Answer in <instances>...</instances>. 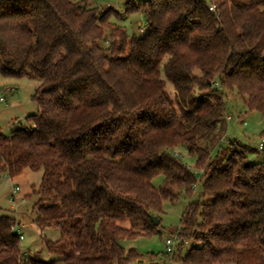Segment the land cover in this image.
I'll list each match as a JSON object with an SVG mask.
<instances>
[{"label":"trees","instance_id":"trees-1","mask_svg":"<svg viewBox=\"0 0 264 264\" xmlns=\"http://www.w3.org/2000/svg\"><path fill=\"white\" fill-rule=\"evenodd\" d=\"M118 1L148 33L130 37L117 10L87 1L0 0V75L39 81L25 127L0 134V180L42 170L35 223L61 230L45 241L56 259L23 257L15 219L0 217V264L143 259L120 240L158 233L164 202L197 184L176 149L196 158L204 201L187 205L168 259L264 264V141L257 163L247 149L212 157L225 91L264 115V0Z\"/></svg>","mask_w":264,"mask_h":264},{"label":"rangeland","instance_id":"rangeland-1","mask_svg":"<svg viewBox=\"0 0 264 264\" xmlns=\"http://www.w3.org/2000/svg\"><path fill=\"white\" fill-rule=\"evenodd\" d=\"M75 2L87 1L89 6L99 7L105 11L116 0H74ZM144 0H133L136 5L142 4ZM120 7L123 8L122 4ZM118 6V4H116ZM113 7L121 14V18L112 17V22L122 26L126 33L142 36L149 32V27L140 13L125 14L124 10ZM144 28V33L140 31ZM108 42L106 43V45ZM39 81L29 79H11L0 75V134L10 136L11 133L21 127H25L27 115L36 112V105L31 97ZM172 90V84H167ZM227 96V112L225 119L219 128L221 129V141L212 149L213 159L219 158L218 162L225 163L233 150L244 151L249 163L261 161L260 145L264 141V115L258 111H251L246 100L237 91H225ZM229 116V117H228ZM23 117V118H22ZM227 117L229 120H227ZM21 121V122H20ZM237 144L234 147V144ZM176 154L183 159L196 175L197 184L191 197L182 194L174 203L166 201L163 204L162 213L158 214L162 220V225L158 233L151 237H140L134 240L121 239L120 244L129 250L136 248L144 257L133 264H179L170 261L165 248L167 237L176 236L177 229L181 225V218L187 205L191 201L201 200L202 183L201 170L196 168V158L191 157L185 150L176 149ZM215 161V160H214ZM43 171L25 170L23 173L10 177L8 173L3 174L0 180V217L10 216L15 219V230L21 238V249L23 257H37L45 261L56 259V255L51 254L45 247V241H57L61 238L60 228L40 229L35 220L37 218V203L40 196L37 193L42 181ZM163 177H156L153 180L155 187L162 184ZM19 188V191L14 190ZM16 194L17 201L12 197ZM205 201H207L205 199ZM179 242V241H177ZM196 243L192 242L183 248L182 255L186 253ZM153 257V258H151Z\"/></svg>","mask_w":264,"mask_h":264},{"label":"built area","instance_id":"built-area-1","mask_svg":"<svg viewBox=\"0 0 264 264\" xmlns=\"http://www.w3.org/2000/svg\"><path fill=\"white\" fill-rule=\"evenodd\" d=\"M211 10H214V7H211ZM140 31L144 32L145 30L143 27H140ZM0 100L5 101L3 98H0ZM14 191L15 192L19 191V188H16ZM12 200L15 202L17 201L16 194L13 195ZM164 244H165L166 252L168 253L174 252L177 245V237L176 236L167 237ZM185 244L188 245V241H185Z\"/></svg>","mask_w":264,"mask_h":264},{"label":"crops","instance_id":"crops-1","mask_svg":"<svg viewBox=\"0 0 264 264\" xmlns=\"http://www.w3.org/2000/svg\"><path fill=\"white\" fill-rule=\"evenodd\" d=\"M116 1H117V3H113V4H111V7H112V8H113V7H114V8H116V7H120V4H119L120 2H119L118 0H116ZM116 4H118V6H117ZM122 7H123V8H120V9H119V8H116V9H119V10L122 9V10L125 11L126 8H125L124 6H122ZM4 102H5V101H4ZM22 118H23V117H22ZM24 118H25V117H24ZM20 122H21V121H20Z\"/></svg>","mask_w":264,"mask_h":264},{"label":"water","instance_id":"water-1","mask_svg":"<svg viewBox=\"0 0 264 264\" xmlns=\"http://www.w3.org/2000/svg\"><path fill=\"white\" fill-rule=\"evenodd\" d=\"M151 220L156 226L159 225V223H160V219L158 217H156V216L152 215L151 216Z\"/></svg>","mask_w":264,"mask_h":264}]
</instances>
